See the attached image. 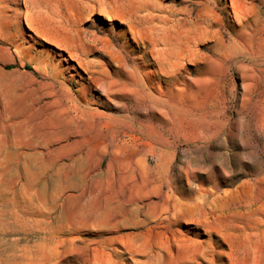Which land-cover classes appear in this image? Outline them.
Segmentation results:
<instances>
[{"label":"rangeland","instance_id":"rangeland-1","mask_svg":"<svg viewBox=\"0 0 264 264\" xmlns=\"http://www.w3.org/2000/svg\"><path fill=\"white\" fill-rule=\"evenodd\" d=\"M0 264H264V0H0Z\"/></svg>","mask_w":264,"mask_h":264},{"label":"trees","instance_id":"trees-1","mask_svg":"<svg viewBox=\"0 0 264 264\" xmlns=\"http://www.w3.org/2000/svg\"><path fill=\"white\" fill-rule=\"evenodd\" d=\"M24 69L27 70V71H30V67L27 66V65L24 66Z\"/></svg>","mask_w":264,"mask_h":264}]
</instances>
